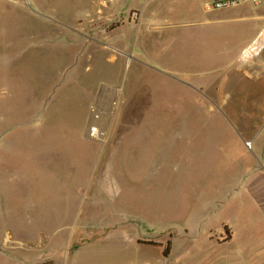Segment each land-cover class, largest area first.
<instances>
[{
    "label": "rangeland",
    "instance_id": "obj_1",
    "mask_svg": "<svg viewBox=\"0 0 264 264\" xmlns=\"http://www.w3.org/2000/svg\"><path fill=\"white\" fill-rule=\"evenodd\" d=\"M208 2L0 0V264H264V4Z\"/></svg>",
    "mask_w": 264,
    "mask_h": 264
},
{
    "label": "built area",
    "instance_id": "obj_2",
    "mask_svg": "<svg viewBox=\"0 0 264 264\" xmlns=\"http://www.w3.org/2000/svg\"><path fill=\"white\" fill-rule=\"evenodd\" d=\"M264 4V0H209L206 4L208 10H227L236 8L242 5H251L254 7ZM264 47V34L259 33L252 42V46L245 52L243 59H247L250 53H256L258 50ZM249 57V56H248ZM95 129H92L91 134H95ZM246 148H251V142H245Z\"/></svg>",
    "mask_w": 264,
    "mask_h": 264
},
{
    "label": "crops",
    "instance_id": "obj_3",
    "mask_svg": "<svg viewBox=\"0 0 264 264\" xmlns=\"http://www.w3.org/2000/svg\"><path fill=\"white\" fill-rule=\"evenodd\" d=\"M264 48V47H263ZM262 48V49H263ZM264 50V49H263ZM262 50V51H263ZM245 62L241 63L240 65H243L244 67L243 68H238V70L236 69L235 71V77H237V79H239V77L241 78H247V77H251V76H257L259 75L260 73V67L262 66L261 65V62H255V59L253 57H250L249 59H244ZM264 66V65H263ZM239 75V77H238ZM262 75H264V73H262ZM199 82V81H198ZM217 82V81H216ZM225 82V78L224 77H219V80L216 84H214V86H217L218 85V88L220 87V85H223ZM197 83V81H196ZM203 85L201 88H204V89H208L207 88V85L205 84L206 82L202 81ZM215 83V82H213ZM217 88V90H218ZM210 90H211V87H210ZM209 90V91H210ZM216 90V91H217ZM219 96H222L223 94L222 93H219L218 94ZM223 100V99H221ZM207 108L208 110H214V107L213 105H207ZM252 143V142H251ZM253 145V144H252ZM77 252V251H75ZM74 253V252H73ZM87 254V253H86ZM91 259L90 257H87V258H83V259H74V262L73 264H92L91 261L89 260ZM93 260V259H92ZM134 264H137V263H141V264H146V263H143V262H140V261H136V262H133ZM67 264H70V261L67 262ZM106 264H113V262H106ZM115 264V263H114ZM116 264H124L122 261H120L119 263H116ZM128 264V263H127Z\"/></svg>",
    "mask_w": 264,
    "mask_h": 264
},
{
    "label": "trees",
    "instance_id": "obj_4",
    "mask_svg": "<svg viewBox=\"0 0 264 264\" xmlns=\"http://www.w3.org/2000/svg\"><path fill=\"white\" fill-rule=\"evenodd\" d=\"M168 251H169V244L164 249L163 255L166 256L168 254ZM38 264H52V262H50V261H44V262H41V263H38Z\"/></svg>",
    "mask_w": 264,
    "mask_h": 264
}]
</instances>
